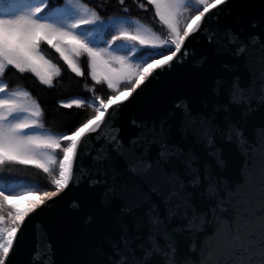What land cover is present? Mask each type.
<instances>
[{
	"label": "snow or ice",
	"instance_id": "6c2138e0",
	"mask_svg": "<svg viewBox=\"0 0 264 264\" xmlns=\"http://www.w3.org/2000/svg\"><path fill=\"white\" fill-rule=\"evenodd\" d=\"M231 2L0 0V173L32 166L43 174L30 182L0 175V264H12L29 226V264H55L40 217L82 184L99 189L103 211H116L75 264H264V123L246 132L248 117L264 109V35L222 26ZM249 27L264 30V16ZM190 37L227 57L206 98L132 118L134 133L122 135L124 112L147 104L175 65L196 56ZM208 62V53L194 61ZM65 66L86 94L59 107L84 111L57 131L45 127L39 97L8 77L31 74L53 89ZM122 92L128 96L117 100ZM225 147L240 156L236 183L218 175ZM30 193L40 199L23 210L8 203Z\"/></svg>",
	"mask_w": 264,
	"mask_h": 264
},
{
	"label": "water",
	"instance_id": "95a60500",
	"mask_svg": "<svg viewBox=\"0 0 264 264\" xmlns=\"http://www.w3.org/2000/svg\"><path fill=\"white\" fill-rule=\"evenodd\" d=\"M225 13L221 14L222 26H230L247 37L250 32H259L264 35L260 27L251 29L250 23L260 21L264 16V0H232L230 5L222 6ZM188 44L190 50L194 49L196 56H189L184 63L177 64L170 73L163 77V86H154L153 97L147 104H139L127 109L120 121L122 135L128 136L135 129L129 127V120L135 118L154 119L163 114L178 99H186L190 104L198 106L206 98L211 85V78L222 71L219 62L227 57L213 56L205 47L204 42L192 40ZM208 53L209 62L204 65L194 63L195 59ZM131 100V98H129ZM125 104L129 101H124ZM264 123V109L252 113L248 117L246 132L251 133L253 126ZM225 167L218 171V175L226 180L236 183L239 179L240 156L234 148H224ZM67 191V190H66ZM52 214L40 217L47 228V239L52 245L53 260L55 264H75L90 252L91 244L88 237L99 227L102 218L114 214L115 206L105 212L99 203V189H90L82 184L80 187L67 191ZM79 203V208L72 207V201ZM30 215H35L30 214ZM91 216L90 222H85ZM36 238L32 227L29 226L26 236L16 253L11 256L12 264H29L34 251Z\"/></svg>",
	"mask_w": 264,
	"mask_h": 264
},
{
	"label": "trees",
	"instance_id": "16d2710c",
	"mask_svg": "<svg viewBox=\"0 0 264 264\" xmlns=\"http://www.w3.org/2000/svg\"><path fill=\"white\" fill-rule=\"evenodd\" d=\"M46 54L54 61H58V56L52 50L46 49ZM60 63L62 64V62ZM8 78L13 81H19L23 86L27 87L34 96L39 97L42 107L46 111V128L57 131H66L79 119V116L75 115V113L84 111L77 109L66 110L59 107L58 101L61 99L86 94L82 87L83 81H81L80 78L75 77L74 74L69 73L66 70V66L63 72V79L58 78L57 86L53 89H46L44 86L40 85L31 74H24L22 77L9 74ZM66 113L72 114L66 115ZM38 173L39 170L32 166H18L11 172L5 171L0 173V175L15 178L12 182H30L43 179V174Z\"/></svg>",
	"mask_w": 264,
	"mask_h": 264
},
{
	"label": "bare ground",
	"instance_id": "6f19581e",
	"mask_svg": "<svg viewBox=\"0 0 264 264\" xmlns=\"http://www.w3.org/2000/svg\"><path fill=\"white\" fill-rule=\"evenodd\" d=\"M125 96H128L127 92H122L120 96L117 97V100H123ZM40 196L37 193H30L26 196L21 197H9L8 202L12 205H15L20 210H23L30 206V203L36 200H39Z\"/></svg>",
	"mask_w": 264,
	"mask_h": 264
},
{
	"label": "rangeland",
	"instance_id": "374dc122",
	"mask_svg": "<svg viewBox=\"0 0 264 264\" xmlns=\"http://www.w3.org/2000/svg\"><path fill=\"white\" fill-rule=\"evenodd\" d=\"M38 194V193H37ZM39 195V194H38Z\"/></svg>",
	"mask_w": 264,
	"mask_h": 264
}]
</instances>
